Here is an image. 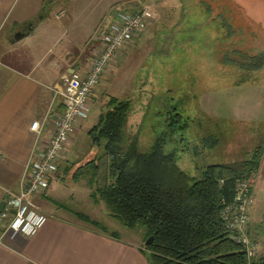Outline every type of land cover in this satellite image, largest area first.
I'll return each mask as SVG.
<instances>
[{"label":"crops","instance_id":"crops-1","mask_svg":"<svg viewBox=\"0 0 264 264\" xmlns=\"http://www.w3.org/2000/svg\"><path fill=\"white\" fill-rule=\"evenodd\" d=\"M85 1L0 0V203L7 193L19 191L34 151L47 145L53 124L63 112L59 94L63 78L72 74L85 75L93 60L91 55L100 49L96 34L102 27L104 13L91 26H86ZM185 11L182 10L177 21L182 22ZM197 16L202 17L204 25L198 24L195 31L205 32L214 40L212 43H216L217 38L212 33L214 27L208 22V16L202 12ZM36 19L39 21L32 25ZM149 26L150 23L147 28ZM191 29V26H183L173 31L190 32ZM260 30L264 33V29ZM133 43H128L124 51ZM180 44L179 41V48ZM114 66L112 64L106 70L98 85L107 89L106 86L114 82L112 77L117 75ZM258 73L261 72L254 75L257 77L255 81L227 83L210 89L211 92L199 99L198 109L209 121H234L251 129L239 147L245 154L257 146L262 149L252 188L254 204L248 212L247 233L256 245L252 263L264 264V141L261 139L264 135V77L261 79ZM97 95L93 90L90 97ZM84 121L77 123L57 162L47 192L33 199V202L38 199L37 204H33L46 216V221L29 236L4 231L0 239V264H148L141 252V242L111 238L74 219L72 211L54 204L63 197V189L57 181L76 190L78 179H74L73 174L83 165L77 162L84 158L76 155L80 152L75 153L76 164L67 156L72 155L69 151L78 132L83 129ZM33 122H39L37 133L30 131ZM207 134L202 140L209 136L218 139V136H212V131ZM219 145L220 141L209 150ZM86 192L90 194V190Z\"/></svg>","mask_w":264,"mask_h":264},{"label":"rangeland","instance_id":"rangeland-1","mask_svg":"<svg viewBox=\"0 0 264 264\" xmlns=\"http://www.w3.org/2000/svg\"><path fill=\"white\" fill-rule=\"evenodd\" d=\"M189 5L196 7L188 10ZM213 5L228 9L229 20L236 26L237 35L234 37L236 43L244 44V49H249L252 55L264 51V33L260 30L264 29V0H216V4ZM197 6H200L198 0L85 1V24L88 27L102 13L105 15L103 14L101 22H104L106 17L114 13L133 12L142 8L151 11L152 20L149 22L150 26L148 28L146 26L143 30L141 37L137 41L134 39L135 42L132 41V46H128L125 51L124 48L115 62L116 65L113 64L117 69V75L115 78L112 77L114 82L110 86L107 85V89L102 85L95 87L94 91L98 95L89 98L91 104L89 116L69 151L72 155L67 156L71 163L78 161L76 155L84 158L77 162L83 165L102 155L101 147L95 149L90 146L88 132L96 125L99 114L107 110L109 97L131 102L125 130L126 141L137 135L139 150L147 152L154 140L166 133L165 151H176L178 167L189 176H197L208 164L231 163L247 157L248 154L242 149L239 150V147L244 143L243 141H246L247 132L250 133L251 129L234 121H209L198 109L199 99L205 93L211 92L210 89L227 83L245 82L248 78L245 72L221 63V54L226 49L217 47L218 42L212 43L214 40L204 34L205 32L195 31L198 24L204 25L202 17L197 16L199 15ZM182 10L187 11L183 12L182 22H179L177 19ZM219 11L214 10V13ZM153 24L155 26H151ZM183 26H191L192 31H173ZM260 72L258 76L262 79L264 69ZM209 131L213 132L212 136H218L220 141L219 147L211 150L202 144V139L208 136ZM261 139L264 141V135ZM75 153L77 154L74 155ZM53 176L50 177L49 182ZM88 180L84 173L78 177L76 190H70L65 182L55 180L60 189H63L61 192L63 197L60 198L62 201L55 200V203L72 211L74 219L88 224L101 233V230L82 221L73 213L82 214L99 223L107 230L106 234H116L119 238L139 241L143 244L144 228L140 226L134 229L126 228L110 216L104 203L94 202L89 192H86V190L91 191ZM37 200L33 202L35 205ZM253 204L247 209L246 233L248 212ZM254 246L256 248L255 244Z\"/></svg>","mask_w":264,"mask_h":264},{"label":"trees","instance_id":"trees-1","mask_svg":"<svg viewBox=\"0 0 264 264\" xmlns=\"http://www.w3.org/2000/svg\"><path fill=\"white\" fill-rule=\"evenodd\" d=\"M198 1L199 14L207 15L213 24L218 47L226 49L221 63L245 72L249 81H255L252 74L264 69V51L252 55L244 44L236 43V26L229 20L228 9L214 7L216 0ZM195 7L189 5L188 10ZM130 111L129 100L109 97L107 110L88 132L91 147H101L103 153L78 167L73 178L84 173L89 178L90 198L102 201L121 225L144 228L141 252L148 264H253L255 256L249 259L243 247L231 239L222 212L233 202L237 183L256 173L261 147L247 153L245 159L208 164L197 176H189L178 167L176 151H165L166 133L157 137L147 152L139 150L137 135L125 140ZM218 141L209 136L202 144L214 148ZM73 214L102 233L107 232L90 218ZM108 235L119 239L116 234Z\"/></svg>","mask_w":264,"mask_h":264},{"label":"built area","instance_id":"built-area-1","mask_svg":"<svg viewBox=\"0 0 264 264\" xmlns=\"http://www.w3.org/2000/svg\"><path fill=\"white\" fill-rule=\"evenodd\" d=\"M152 13L148 8L133 12L120 11L105 18L96 41L101 45L93 55L85 75L72 74L62 80L60 91L63 112L53 124V132L47 145L34 151L27 172L17 193H7L0 210V239L6 230L29 236L45 221L46 216L33 204L36 196L49 188V179L56 173L61 158L74 134L78 122L86 120L90 113L89 98L106 70L118 60L126 45L138 37L149 22ZM39 122H33L30 131L37 133ZM255 174L239 181L233 202L222 212V219L231 232V239L240 244L246 256H255L256 248L245 231L247 209L253 204L252 188Z\"/></svg>","mask_w":264,"mask_h":264},{"label":"water","instance_id":"water-1","mask_svg":"<svg viewBox=\"0 0 264 264\" xmlns=\"http://www.w3.org/2000/svg\"><path fill=\"white\" fill-rule=\"evenodd\" d=\"M3 205H4V201L0 203V210L2 209Z\"/></svg>","mask_w":264,"mask_h":264},{"label":"flooded vegetation","instance_id":"flooded-vegetation-1","mask_svg":"<svg viewBox=\"0 0 264 264\" xmlns=\"http://www.w3.org/2000/svg\"><path fill=\"white\" fill-rule=\"evenodd\" d=\"M235 2V1H234Z\"/></svg>","mask_w":264,"mask_h":264}]
</instances>
